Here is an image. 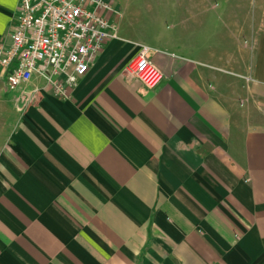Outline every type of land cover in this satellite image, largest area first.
Segmentation results:
<instances>
[{
	"label": "crops",
	"instance_id": "1",
	"mask_svg": "<svg viewBox=\"0 0 264 264\" xmlns=\"http://www.w3.org/2000/svg\"><path fill=\"white\" fill-rule=\"evenodd\" d=\"M17 6L0 2V44ZM186 6L174 29L188 43L146 46L153 90L125 76L141 45L128 35L67 98L0 76V264H264V0ZM201 13L232 48L198 41Z\"/></svg>",
	"mask_w": 264,
	"mask_h": 264
},
{
	"label": "built area",
	"instance_id": "2",
	"mask_svg": "<svg viewBox=\"0 0 264 264\" xmlns=\"http://www.w3.org/2000/svg\"><path fill=\"white\" fill-rule=\"evenodd\" d=\"M109 0H18L7 44H0V76L6 90L21 91L34 79L31 93L46 89L67 98L106 40L117 37ZM125 68V76L148 90L164 79L138 45Z\"/></svg>",
	"mask_w": 264,
	"mask_h": 264
},
{
	"label": "rangeland",
	"instance_id": "3",
	"mask_svg": "<svg viewBox=\"0 0 264 264\" xmlns=\"http://www.w3.org/2000/svg\"><path fill=\"white\" fill-rule=\"evenodd\" d=\"M114 19L112 20L115 24L117 22V35L130 36L134 41L140 42L144 46H156L159 38L163 40H175L176 36L184 38V42L188 43V38H185L186 30L179 32V35L175 36V23L177 21L188 22L192 20L189 18L187 12L186 0L182 1L181 7L174 8V0H111ZM211 4L216 6L215 11H218V7H222L226 4V0H210ZM250 1V0H245ZM227 3L236 6L238 0H227ZM223 4V5H222ZM149 10H147V9ZM198 14H195L197 16ZM227 15L234 18L233 12H228ZM217 14L201 13L197 22L200 29V37L198 41L206 42L209 44H219L221 39V45L226 43L227 47L232 48L233 43L228 35L227 29L216 18ZM118 19V20H117ZM117 20V21H116ZM204 26V28H203ZM195 31V30H194ZM215 33V34H214ZM220 34V36H219ZM180 38V37H179ZM197 40V38H196ZM218 40V41H217ZM242 50L245 54V60L241 62L243 70L247 71L251 65L250 49L247 47L246 38H242ZM162 50L172 52L173 49L170 45L160 46ZM240 76V75H239ZM242 80L249 81L250 78L246 75L240 76Z\"/></svg>",
	"mask_w": 264,
	"mask_h": 264
},
{
	"label": "snow or ice",
	"instance_id": "4",
	"mask_svg": "<svg viewBox=\"0 0 264 264\" xmlns=\"http://www.w3.org/2000/svg\"><path fill=\"white\" fill-rule=\"evenodd\" d=\"M0 2H2V0H0Z\"/></svg>",
	"mask_w": 264,
	"mask_h": 264
}]
</instances>
